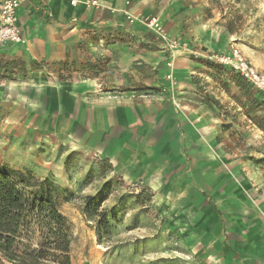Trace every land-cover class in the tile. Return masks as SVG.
<instances>
[{
  "label": "rangeland",
  "instance_id": "obj_1",
  "mask_svg": "<svg viewBox=\"0 0 264 264\" xmlns=\"http://www.w3.org/2000/svg\"><path fill=\"white\" fill-rule=\"evenodd\" d=\"M10 1L14 0H0V60L27 64L10 73L0 70V169L30 172L36 181L49 180L54 185L58 207L69 226L71 264H264V222L257 224L255 216L248 222H228L224 213L220 211L219 218L209 206L197 214L174 212L172 206L165 210L171 198L157 197L145 183L126 182L105 159L73 149L62 135L50 131L52 120L37 111L32 99L19 101L16 88L32 96V87L40 83L101 79L111 69L110 59L99 54L87 53L83 61L24 59L18 51L25 40L18 24L23 0H17L12 23L3 12ZM151 2L137 14H128L120 28L147 30L148 40L166 50L170 66L166 78L172 85L112 90L104 86L105 91L151 95L161 90L178 100L182 91L175 85L174 61L177 52H187L193 62L192 88L183 90L184 94L202 100L228 122L224 126L239 139L232 142L247 163L246 171L256 164L264 169V89L236 68L241 58L264 73V0ZM84 3L99 4L97 0ZM201 34L206 39L210 35V42L199 39ZM96 35L105 47L116 42L140 44L130 42L131 37L120 29ZM260 192L264 198L263 188ZM99 195L107 196L100 211L111 223L101 238L99 217L84 212L86 198ZM205 224L210 227L207 231ZM0 264L14 263L3 260Z\"/></svg>",
  "mask_w": 264,
  "mask_h": 264
},
{
  "label": "crops",
  "instance_id": "obj_2",
  "mask_svg": "<svg viewBox=\"0 0 264 264\" xmlns=\"http://www.w3.org/2000/svg\"><path fill=\"white\" fill-rule=\"evenodd\" d=\"M71 1H22L18 24L25 40L18 47L20 56L60 62L99 54L110 59L111 71L101 79L40 83L32 87V96L16 88L19 101L29 97L35 106L42 105L37 111L52 120L50 131L73 149L105 159L124 181L145 183L157 197L171 198L165 210L172 206L174 212L197 214L209 206L228 222H248L253 216L257 224L264 222V169L256 164L246 171L247 163L232 142L239 139L224 126L228 122L202 100L184 94L192 83L190 54L179 51L174 61L175 85L182 91L178 100L161 90L151 95L105 91L104 86L172 85L166 78V50L148 40L147 30L120 28L128 14L144 10L151 0H97L98 5ZM115 29L140 44L101 45L96 34ZM207 37L198 35L205 43L210 42Z\"/></svg>",
  "mask_w": 264,
  "mask_h": 264
},
{
  "label": "trees",
  "instance_id": "obj_3",
  "mask_svg": "<svg viewBox=\"0 0 264 264\" xmlns=\"http://www.w3.org/2000/svg\"><path fill=\"white\" fill-rule=\"evenodd\" d=\"M25 64L2 59L0 70L10 73ZM54 191L49 180L36 181L30 172L0 169V263L71 264L69 226ZM106 197L88 196L84 211L99 217L100 238L111 229L107 214L100 211Z\"/></svg>",
  "mask_w": 264,
  "mask_h": 264
},
{
  "label": "built area",
  "instance_id": "obj_4",
  "mask_svg": "<svg viewBox=\"0 0 264 264\" xmlns=\"http://www.w3.org/2000/svg\"><path fill=\"white\" fill-rule=\"evenodd\" d=\"M73 4L77 3V0H72ZM19 2L17 0L8 2L3 9L4 14L7 16V21H15V13ZM13 34L15 36L16 30L13 29ZM238 56L237 52L235 53ZM236 68L241 72V74L246 77L252 84L264 89V73L255 70L250 67L245 61L240 58V62L236 65Z\"/></svg>",
  "mask_w": 264,
  "mask_h": 264
}]
</instances>
